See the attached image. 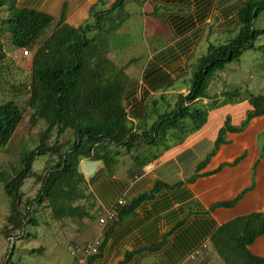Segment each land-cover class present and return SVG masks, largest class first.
Wrapping results in <instances>:
<instances>
[{
	"label": "trees",
	"instance_id": "1",
	"mask_svg": "<svg viewBox=\"0 0 264 264\" xmlns=\"http://www.w3.org/2000/svg\"><path fill=\"white\" fill-rule=\"evenodd\" d=\"M125 2L115 0L106 7L105 0H96L88 11L87 20L74 27L66 23V5L60 8L56 19L49 12L52 3L40 9L42 0H0V12H3V16L0 15V61L4 58L2 33L10 35V44L17 52L26 50L32 54L27 86L28 123L34 127L42 121L45 125L38 133L37 145L21 153L20 171L4 184L9 206L7 223L13 230H23L26 219L27 222L31 220L28 210L32 204L46 203L56 221L90 218L89 195L84 190L86 182L78 169L82 159L101 161L103 172L97 175V179H110L121 163L120 158L128 156L131 167L127 174L133 178L161 152L200 130L207 113L222 98L229 102L242 99L238 91L209 96L206 89L214 75L223 71L227 64L238 61L244 51L264 49V45L254 46L257 39L264 37V30L253 28L254 19L264 10V0H246L238 13L239 27L235 37L226 44L207 46L193 66L188 91L176 95L173 107L168 103L165 111L159 114L154 111L157 115L151 124L147 123L150 114L146 113L136 126L128 121L123 100L129 79L124 68L108 58L110 36L127 18L123 13ZM54 21L55 28L39 44L41 34ZM247 100L252 111L238 127H232L226 119L211 152L198 164L196 171L203 169L216 151L227 144V133H241L252 119L264 116V91L248 95ZM157 103L154 102L153 106ZM22 120L23 112L15 101L0 104V148L10 142ZM66 134L69 137H64ZM52 137L53 143L49 144ZM45 156L55 158V161L46 165L40 178L31 167L37 157ZM241 159L222 165L213 173H218L223 166H235ZM254 172L255 165L252 177ZM32 177L38 180L39 189L34 200L27 202L26 214L22 216L19 211L22 203L20 190L25 180ZM197 177L194 175L187 182L191 183ZM164 186L155 184L148 194L139 195L127 203L117 201L114 204L111 209L115 213L114 219L106 223L97 253L88 258L87 264L100 255L114 228L132 216L143 200L153 197ZM251 188L253 186L231 201L211 206L209 213L217 208H233ZM191 229L199 234L200 242L209 241L223 264H264L263 257L249 250L257 239L264 236V211L233 218L220 226L211 220H198L192 223L189 231ZM261 244L258 243V249ZM130 256L126 254L125 261ZM11 257L4 264H9ZM199 264H208L205 252L199 258Z\"/></svg>",
	"mask_w": 264,
	"mask_h": 264
},
{
	"label": "crops",
	"instance_id": "2",
	"mask_svg": "<svg viewBox=\"0 0 264 264\" xmlns=\"http://www.w3.org/2000/svg\"><path fill=\"white\" fill-rule=\"evenodd\" d=\"M105 1L108 7L115 0ZM131 1L142 8L140 15L144 28L149 31L148 36L156 37L157 33V39L167 38V42L147 54L144 66L137 75L133 72L129 76L125 74L129 81L123 98L124 106L128 121L136 126L139 120L146 117V113L150 114L147 123L154 121L152 117L156 118L157 115L154 111L158 113L159 110V104L153 106L154 102L160 101L161 106H167L162 100L164 95L173 93L170 90L174 82L188 77L201 44L208 43V46L212 44L210 39L212 41L225 34L237 33L238 13L246 0H126ZM48 3H52V11L49 12L56 19L60 8L66 5V23L77 27L87 20L88 11L96 0H42L40 9ZM123 13L127 15L125 21L128 20L130 15ZM23 63L30 67L31 59ZM224 72L215 74L208 83L207 93L209 88L214 95L224 92ZM188 89H177L175 100L176 95L186 93ZM247 98L248 95L234 102L222 98L207 113L200 130L188 134L182 143L161 152L156 160L145 165L133 178L128 177L127 171L131 167L128 163L119 164L110 179H97V175L103 172L102 162L89 159L80 161L78 169L86 182L84 190L89 195L88 212L91 217L76 220V236L73 235L71 241L76 246L81 247L96 237L100 230L98 220L111 212L117 201L127 203L139 195L148 194L155 184L165 185L153 197L143 200L132 216L114 228L100 255L91 264L196 262L211 245L207 239L200 242L195 230L189 231L192 223L211 220L214 225L220 226L239 216L263 212L259 209L264 203V146L260 148L258 139L264 133V116L252 119L241 133H227V144L216 151L203 169L196 171L198 164L211 152L217 133L226 119H229L232 127H238L247 113L252 111ZM239 158L242 159L237 165L223 166L218 173H213L220 166L232 164ZM194 175L198 177L188 183L187 180ZM251 186L253 188L233 208H217L209 213L211 206L231 201ZM257 244L258 239L249 250H255ZM203 245L206 248L200 256L191 260V255ZM128 253L131 256L125 261ZM211 262L208 258V264Z\"/></svg>",
	"mask_w": 264,
	"mask_h": 264
},
{
	"label": "rangeland",
	"instance_id": "3",
	"mask_svg": "<svg viewBox=\"0 0 264 264\" xmlns=\"http://www.w3.org/2000/svg\"><path fill=\"white\" fill-rule=\"evenodd\" d=\"M141 10L142 8L137 3L133 1L126 2L123 11L128 13L130 17L109 39L110 52L108 58L118 67H122L124 70L128 68L125 71L127 76L132 72L133 74L140 72L147 54L161 43L167 42V38L157 39L159 38L157 33V38L148 36L149 31L144 28V21L140 15ZM0 15L3 16V12H0ZM55 25L56 22H52L41 34L38 40L39 44L53 31ZM253 28L264 30V10L254 19ZM235 35L236 33L232 32L231 35L225 34L216 37L212 41L210 39V42L213 45L217 43L224 44L229 39L234 38ZM9 38L8 33H2L1 45L4 58L0 61V66L3 68L0 71V104L9 100L15 101L23 112V120L10 142L5 147L0 148V264H4L9 256H12L9 264H74L76 257L72 254V249L76 245L71 241L72 236H76L74 233V230H77V227H75L76 220L67 218L59 221L53 220L47 204L43 203L30 206L28 213L31 220L27 222L26 219L23 230H13L7 223L9 206L8 198L4 192V184L20 171L19 158L21 153L31 150L37 145L38 133L45 128L42 121H39L34 127L28 123L30 110L27 107V86L30 67L23 62L30 61L32 54L29 52L26 58L21 57V50L17 52L11 46ZM207 44L199 46L195 61L193 60L190 66L188 77L174 82L172 85L174 89L170 90L173 93L164 95L163 102L165 104L169 103V106H171L175 102L174 95L177 89L181 87L189 88L194 70L193 66L205 51L202 50L206 49ZM262 45H264V37H260L254 42L255 47ZM224 71L226 79L224 92L238 91L241 93L242 98L247 95L262 93L264 91V49L244 51L240 59L227 64ZM212 92L210 88L208 93L206 91L209 96L214 95ZM157 102V105L159 104L158 113L167 109L165 105L161 106L160 101ZM152 119L154 120L155 117H152ZM53 137L50 139L49 144L53 143ZM64 137H69V135L66 134ZM258 144L260 148L264 146V133L260 135ZM54 161L55 158L49 156L37 157L32 163V172L41 178L46 165H51ZM120 162V166L125 163L131 164L128 156L120 158ZM117 169L119 171L120 167ZM38 189L39 182L36 178L32 177L25 180L20 190L22 203L19 211L22 216L26 214L27 202L34 200ZM259 211H264V203ZM259 242H262L260 249H258L257 244L252 252L264 258V236L258 239ZM11 247L12 251L9 255ZM205 255H208V258L212 260L210 264H223L212 246L208 247ZM76 256L80 257L81 253L78 252ZM198 263L199 260H196V262L189 261L187 264Z\"/></svg>",
	"mask_w": 264,
	"mask_h": 264
},
{
	"label": "built area",
	"instance_id": "4",
	"mask_svg": "<svg viewBox=\"0 0 264 264\" xmlns=\"http://www.w3.org/2000/svg\"><path fill=\"white\" fill-rule=\"evenodd\" d=\"M21 57L25 58L28 56L29 52L26 51V50H21ZM14 55L16 56V54L14 53ZM119 204H122L123 202L122 201H119L118 202ZM114 216H115V213L114 212H109L106 214V216L104 218H101L98 220V224H99V227H100V230L99 232L97 233L96 237L85 243L84 245H82L81 247L80 246H74L73 249H72V254L76 257L75 258V263L74 264H87V261H88V258L90 256H93L97 253V250L101 244V240H102V233H103V230L105 228V225L107 222H110L114 219ZM206 246L203 245L201 249L195 251L190 259L191 260H195L197 259L200 254H201V251L203 249H205ZM80 252L81 253V256L78 257L76 256V254Z\"/></svg>",
	"mask_w": 264,
	"mask_h": 264
},
{
	"label": "water",
	"instance_id": "5",
	"mask_svg": "<svg viewBox=\"0 0 264 264\" xmlns=\"http://www.w3.org/2000/svg\"><path fill=\"white\" fill-rule=\"evenodd\" d=\"M11 251H12V247H11V249H10V251H9V255L11 254Z\"/></svg>",
	"mask_w": 264,
	"mask_h": 264
}]
</instances>
